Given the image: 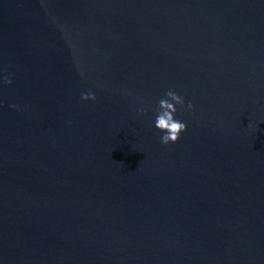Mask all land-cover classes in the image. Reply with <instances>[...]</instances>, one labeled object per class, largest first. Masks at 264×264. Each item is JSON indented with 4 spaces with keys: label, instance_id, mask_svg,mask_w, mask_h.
Listing matches in <instances>:
<instances>
[{
    "label": "water",
    "instance_id": "obj_1",
    "mask_svg": "<svg viewBox=\"0 0 264 264\" xmlns=\"http://www.w3.org/2000/svg\"><path fill=\"white\" fill-rule=\"evenodd\" d=\"M0 264H264V0H0Z\"/></svg>",
    "mask_w": 264,
    "mask_h": 264
},
{
    "label": "clouds",
    "instance_id": "obj_2",
    "mask_svg": "<svg viewBox=\"0 0 264 264\" xmlns=\"http://www.w3.org/2000/svg\"><path fill=\"white\" fill-rule=\"evenodd\" d=\"M166 99H160L157 108V114L154 121V126L162 132L160 136V142L162 144H168L169 142H175L179 134L185 129V125L173 118L169 114L168 109H171L173 104L183 105L184 99L182 96L168 90L165 93ZM171 101V102H170ZM187 107L192 108L191 102L188 103ZM138 113H143L144 109L139 108Z\"/></svg>",
    "mask_w": 264,
    "mask_h": 264
}]
</instances>
